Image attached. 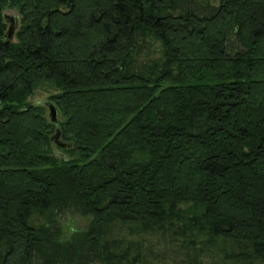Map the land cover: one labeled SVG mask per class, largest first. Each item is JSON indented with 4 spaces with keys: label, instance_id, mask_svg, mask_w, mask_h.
<instances>
[{
    "label": "trees",
    "instance_id": "16d2710c",
    "mask_svg": "<svg viewBox=\"0 0 264 264\" xmlns=\"http://www.w3.org/2000/svg\"><path fill=\"white\" fill-rule=\"evenodd\" d=\"M207 258L264 264V0H0V264Z\"/></svg>",
    "mask_w": 264,
    "mask_h": 264
},
{
    "label": "rangeland",
    "instance_id": "374dc122",
    "mask_svg": "<svg viewBox=\"0 0 264 264\" xmlns=\"http://www.w3.org/2000/svg\"><path fill=\"white\" fill-rule=\"evenodd\" d=\"M202 1H207L213 5L218 4V0H202ZM2 13L4 15H7L10 17H18V19H20L18 10L15 7L6 6L3 9ZM6 26L8 27V24ZM7 27H6V30H7ZM156 47H158V44H156ZM230 48H231V52L236 51L237 49L238 50L240 49L239 46L236 45L234 39L230 43ZM157 56H159L158 53H157ZM55 93L57 92L53 88L47 85L41 86L34 91L31 97H29L28 102L33 105L45 106L46 103H50L49 97ZM45 110H46V115H48L47 107H45ZM57 118L61 119V115L57 114ZM53 150L54 152H58L59 154L63 153V150L57 148L55 145L53 146ZM88 222H89V219L87 217H83L77 214H66V216H64L63 219L61 220V223L64 227V233L66 235H68L73 230H78V229L84 230L87 227ZM205 264H222V263L217 262L216 259L207 258L205 261Z\"/></svg>",
    "mask_w": 264,
    "mask_h": 264
},
{
    "label": "water",
    "instance_id": "95a60500",
    "mask_svg": "<svg viewBox=\"0 0 264 264\" xmlns=\"http://www.w3.org/2000/svg\"><path fill=\"white\" fill-rule=\"evenodd\" d=\"M3 21L6 25L7 24L9 25L7 27V31L5 34L6 38L8 40H13L15 31L17 30L18 24H19L18 17H10L7 15H3ZM45 107H47V109H48V117H49L50 123L56 125L59 120L57 118V110H56L55 106L52 103H46ZM52 140L55 143V145L60 149H69L71 147L68 143H65L59 139L58 129H56V131L52 137Z\"/></svg>",
    "mask_w": 264,
    "mask_h": 264
},
{
    "label": "flooded vegetation",
    "instance_id": "af4514ba",
    "mask_svg": "<svg viewBox=\"0 0 264 264\" xmlns=\"http://www.w3.org/2000/svg\"><path fill=\"white\" fill-rule=\"evenodd\" d=\"M9 26V25H8Z\"/></svg>",
    "mask_w": 264,
    "mask_h": 264
}]
</instances>
